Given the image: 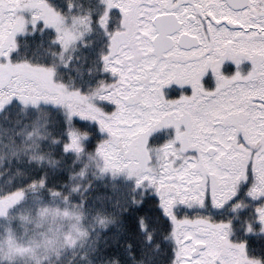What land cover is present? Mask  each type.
<instances>
[{
	"label": "snow or ice",
	"instance_id": "1",
	"mask_svg": "<svg viewBox=\"0 0 264 264\" xmlns=\"http://www.w3.org/2000/svg\"><path fill=\"white\" fill-rule=\"evenodd\" d=\"M53 4L52 12L66 7ZM79 8L68 30L42 0H0V128L12 127L14 110H34L16 121L30 126L34 154L0 183L31 187L37 206L44 193L75 196L83 210L88 198L76 181L89 163L75 168L87 155L97 178L135 173L112 236L111 254L123 251L125 264L147 249L151 264H239L225 246L236 236L247 259L253 238L264 240V209L247 221L233 219L246 209H229L241 197L264 202V0H79ZM25 10L38 32L14 48L8 38ZM53 115L65 141L54 144L73 158L67 169L45 162L41 129ZM17 142L14 133L0 137V149Z\"/></svg>",
	"mask_w": 264,
	"mask_h": 264
},
{
	"label": "trees",
	"instance_id": "2",
	"mask_svg": "<svg viewBox=\"0 0 264 264\" xmlns=\"http://www.w3.org/2000/svg\"><path fill=\"white\" fill-rule=\"evenodd\" d=\"M49 1L50 5L55 7L53 0ZM60 2L62 5H66L65 8H60L57 11L58 14L64 18V21H70V23L73 20L77 21L80 12L79 0H60ZM73 6L76 7L75 14L71 11ZM27 29L29 32L17 38L14 48L25 47L27 42L31 39L33 32H38L37 29H31L30 27H27ZM44 39L45 41L50 40L52 39V36L45 35ZM22 58V54L14 57L15 62L16 60ZM56 61V67H59V57L56 58ZM57 77L58 79L62 78L63 82L67 86H72L71 76L57 73ZM86 94L89 95L91 93ZM31 111L34 110L24 107L14 110V115L10 118V124L12 127L8 129L0 128V137H12L14 133L15 139L18 141L17 143L11 145L8 151L0 149V178L7 177L9 179H15L19 172V170L16 169L15 161H26L34 154L31 149L32 140H29L28 138V133L31 130L30 126L26 128L16 124L17 120L24 121L30 119L28 114ZM40 111L41 113L44 112L43 109ZM4 119L9 120L8 114H5ZM45 119L46 117L41 115V120L43 121ZM55 119L56 117L53 115L51 119H48V128L41 129V135L48 141L47 145H45V162L48 163L49 161H56L60 168L67 169L71 167L73 158L70 156L67 160H64L61 156L60 148L54 144V140L56 139H59L61 145L65 142L55 125ZM17 128L19 129L18 131H16ZM71 131L78 130L71 129ZM82 134L83 133H81V135ZM88 151H91V149ZM13 152L17 155L14 156ZM82 160L83 163H78L75 168L78 172L80 168L83 167L84 163H89V167L86 169L84 177H78L76 181L79 183L81 191L88 198L87 206L82 210V212L90 218V221H93L92 223L95 226H98V234L94 236V231L91 230V232L88 233V237L80 241L79 248L77 250L75 249V252H71L63 260L58 254L60 247H53L52 249H43L41 247L36 250L37 252L34 255L26 254L24 255L25 257L15 259L10 262L3 259L2 244H6L7 240L10 239L16 246L18 244H23L28 247L32 242L40 240L49 230L59 229L58 225L63 221V219L56 217L57 215H52V217L55 218L52 219L49 212L48 218L44 217L40 209L41 207L34 206L32 203V201L35 200V195L31 187L25 186L24 188H19L11 185L6 186L5 184L0 183V196H6L17 191L25 192V197L19 205V208L17 207L13 209L11 215L0 219V264H125L123 251H121L120 255H112L111 248L114 246L112 236L115 230L119 227V205L124 203L128 187L123 185L125 184L124 182L120 183L108 175L102 178H97L96 168L94 167V164H91L87 160V155L83 156ZM7 165H11V169ZM89 184H91V190L85 191L88 189ZM63 191L66 192L67 189ZM65 198L66 196L64 195H57L55 197H52L47 193L41 195V200L44 203H48L50 200L54 199L61 201ZM76 198L77 197L74 196L72 199ZM43 207L47 208L46 205ZM233 211L239 212L237 209H233ZM113 218L116 219V223H109V221ZM222 218H226L225 220H227L228 216L221 217L220 219ZM64 219H66V217ZM233 219L247 221L251 219V217L245 215V218H243L237 215L234 216ZM101 220L105 221V224H101ZM34 225L36 228L35 237L32 236ZM67 225V221L64 220L60 229L67 227ZM105 225L107 226V231ZM243 226V224L238 225L236 227V231L239 232L240 228ZM149 230L151 231V225L149 226ZM228 233H231V229H228ZM163 236L164 234L162 232L157 233L154 244H162ZM257 236H255L249 244L247 256H250L253 259H257L256 257H259L258 260H260L261 257L264 256V240L259 239ZM234 238L238 239L240 237L236 236ZM89 239H92L91 243L89 242ZM94 248L100 249V252L95 256H93ZM155 255L156 253L153 252L152 249H147L145 255L142 256L141 254L136 253L134 260H128L126 264H151L150 258Z\"/></svg>",
	"mask_w": 264,
	"mask_h": 264
},
{
	"label": "rangeland",
	"instance_id": "3",
	"mask_svg": "<svg viewBox=\"0 0 264 264\" xmlns=\"http://www.w3.org/2000/svg\"><path fill=\"white\" fill-rule=\"evenodd\" d=\"M42 3L44 5V10L47 13V15L54 19L59 20L62 24L64 23V18L61 17L58 12H52L51 9L53 8L50 5L49 0H42ZM76 22L73 20L71 23L68 21L66 28L68 30H71L72 24ZM32 21H31V12L28 10L25 11H19L17 12V21L15 25V31L12 35L9 36L8 41L9 43L13 44V47L15 46L16 40L19 36H22L29 32L27 27H30ZM31 28V27H30ZM33 29V28H31ZM13 63H15V59L13 58ZM91 94H89L90 96ZM95 167V165H94ZM112 177L113 179L117 180L118 182H124L125 186L129 187L130 183L134 181L135 179V173L129 174V173H121L116 175L115 177L108 175ZM20 192V198L15 202L11 203V197L13 194ZM13 192L6 196H0V207H3V213L0 214V219L7 217L8 215L12 214V210L15 208H19V205L23 201L25 197L24 191H17ZM77 199V198H76ZM76 199H72V203H68L67 199L59 200H50L48 203L42 202L39 207H41V212L44 215V217L48 218V212L50 214V217L52 219H55L52 217V215H57L56 217H60L61 219L66 220L68 225L67 227L60 229L61 224L63 221L58 225L59 229L55 230H49L47 233H45L40 240H36L30 244V246H24L23 244H18L17 246L13 244V242L9 239L7 240L6 244H2V252H3V259H6L7 261H13L15 259H21L25 257L24 255L30 254L34 255L38 248L43 249H52L53 247H60L59 255L62 257V260L67 257L72 251L71 249H78L80 246V241L86 237H88V233L94 231V236L98 234L97 227L90 221L89 217L86 216L82 210L81 207L76 204ZM34 206H37L35 203V200L32 201ZM47 206V208H44L43 206ZM38 207V206H37ZM256 208L264 209V202H261L259 205L245 203V200L243 197L235 205L232 206L229 211L238 210L244 211L246 209L245 215H248L252 217L253 213L255 212ZM46 209V211H44ZM40 212V214H41ZM228 214L225 213L223 217H227ZM66 217V219H64ZM219 217L218 219H220ZM226 219V218H222ZM100 229V226H99ZM229 234V233H228ZM32 236H36V228L34 225V231H32ZM258 237V236H257ZM259 238V237H258ZM234 243L232 245H225L226 247H231L234 249L236 255L234 257L235 260L239 262V264H264V262L258 260L259 257H256L257 259H253L250 256L242 257L241 253L244 252V249L241 245L238 244V241L240 238H233ZM36 242V243H35ZM89 242H92V239H89ZM68 249V252H65L64 250ZM65 256V257H64ZM5 260V261H6Z\"/></svg>",
	"mask_w": 264,
	"mask_h": 264
},
{
	"label": "flooded vegetation",
	"instance_id": "4",
	"mask_svg": "<svg viewBox=\"0 0 264 264\" xmlns=\"http://www.w3.org/2000/svg\"><path fill=\"white\" fill-rule=\"evenodd\" d=\"M243 218H245V215L243 216ZM224 231H225L226 234H228V229L227 228H225ZM241 256L244 257L245 256V253L244 252L241 253Z\"/></svg>",
	"mask_w": 264,
	"mask_h": 264
}]
</instances>
